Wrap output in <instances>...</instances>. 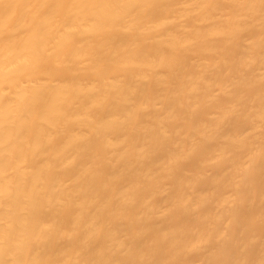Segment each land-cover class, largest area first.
I'll return each instance as SVG.
<instances>
[{
    "label": "bare ground",
    "instance_id": "1",
    "mask_svg": "<svg viewBox=\"0 0 264 264\" xmlns=\"http://www.w3.org/2000/svg\"><path fill=\"white\" fill-rule=\"evenodd\" d=\"M0 264H264V0H0Z\"/></svg>",
    "mask_w": 264,
    "mask_h": 264
}]
</instances>
